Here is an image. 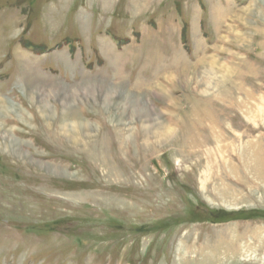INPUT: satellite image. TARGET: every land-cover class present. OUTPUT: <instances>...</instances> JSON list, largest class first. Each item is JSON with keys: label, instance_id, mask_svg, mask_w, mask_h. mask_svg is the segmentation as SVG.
<instances>
[{"label": "rangeland", "instance_id": "obj_1", "mask_svg": "<svg viewBox=\"0 0 264 264\" xmlns=\"http://www.w3.org/2000/svg\"><path fill=\"white\" fill-rule=\"evenodd\" d=\"M214 54L253 66L243 87L254 95L205 96L221 140L197 151L179 132L144 149L137 110L118 93L107 105L97 87L137 90ZM145 91L151 106L177 115ZM263 114L264 0H0V264H264V180L243 161L259 157L264 172ZM101 164L122 180L104 177Z\"/></svg>", "mask_w": 264, "mask_h": 264}, {"label": "bare ground", "instance_id": "obj_2", "mask_svg": "<svg viewBox=\"0 0 264 264\" xmlns=\"http://www.w3.org/2000/svg\"><path fill=\"white\" fill-rule=\"evenodd\" d=\"M236 31L235 30L232 31L233 33L238 35V36H236V41H242V40L244 41V38H243L244 36L239 34V32H236ZM233 55H234V53H233ZM179 56H181V55H179ZM24 58H26V57L23 54L22 55V61L24 60ZM235 60H236V58H234L232 56V60H230V61H232V64L230 63V61H229V63H230L229 64L227 62L228 60H224V62H221V60H219L215 56V54L211 55V56L202 55V56H198L195 59V61H193V62L190 60H184V62H182L181 65H179L173 69L170 68V69H165L164 71H161L160 76L157 77V78H159V80L156 78L154 82H152V80H151L149 83L137 82L136 85L133 83L132 85L136 86L137 90L131 89L130 86L129 87L125 86V84L123 85L122 82L121 83L118 82L117 85L114 84L115 86H112L113 84L111 85L109 83H106V84H103L104 85L103 87L100 84L101 82L100 83L98 82L99 86H97V87H99L101 89L105 88V95H106L105 100L107 102V105H109V106L112 105L113 96H114V94L118 93V94L123 95V102L121 105H123L126 110H129L130 107L137 110V114L140 116V117L139 116L138 117L140 119H142V123H143L141 136L143 135L142 136V140H143L142 146L144 149L148 150L149 148H152V146L154 145V141L155 142L157 141L160 143L172 142L176 138L177 133L179 132L181 134V139L179 142L181 144V146L186 150L190 149L193 151L195 149L197 151L196 148L200 149L201 146L208 144L209 141H211V140L215 141V142H218L221 140L219 125L217 124L216 120L214 119L213 109L210 108L211 103H212L210 100L211 98H205V96H207V95L209 96L213 91H215L218 93V95L220 94L219 96L224 97V99L229 98V100H231L232 103H234V102L236 103L237 98H236V95L234 94V92L237 93L236 90L243 92L244 95L248 98L251 97L252 95H254L249 90L246 91L244 89L245 87H243V84L246 83L245 81H249L252 78L251 74L254 75L255 69L253 68V66L250 63H248L244 60H243V62H240L242 64L235 62ZM199 68H203V69H199ZM242 69H245L247 72H244V70H242ZM117 75H119V79L124 78V77L128 78V76L126 74L124 75L121 72H120V74L117 73ZM117 75H114L113 78L114 79L118 78V77H116ZM205 76H206L207 80H205L206 79ZM140 77L142 80L144 79L141 75H140ZM31 78L32 77H30V79ZM31 80L35 81L36 79L32 78ZM178 81H180L182 84L178 85L176 83ZM86 82H87L88 87L92 88L94 86L93 90H97L96 85L92 84L93 83L92 81H91L92 83H90V84H88L89 80L85 81L84 83H86ZM192 82L199 83L201 85L205 84L204 87H202L201 91L196 89L198 87L195 86V89L197 90L196 92H198V94H201L200 96H202L203 99L200 96H199L200 98L196 97L195 91L190 89ZM227 82H229L230 85H232L231 91H229V90L227 91V89L225 87ZM238 83H240V85ZM178 86L179 87L182 86L184 88L185 94L183 93L182 97H177V95H175L173 90H172ZM143 88L146 89V91H145L146 93L153 92L152 96L155 94V96L158 97L162 101H163V99H168V101L170 103L176 104L177 105V108H176L177 115L172 116V115L168 114L169 111L164 107H163V109L160 110V109H156L157 105H155V104H154V106L156 108L151 106L148 103V100L146 99L144 94H142ZM192 89H194V86L192 87ZM67 94H69V93H67ZM214 95H216V94H214ZM187 97H188V100H187ZM221 99H223V98H221ZM247 99H245V100H247ZM185 100H187V102L189 103V106L187 109H182L184 107L183 103ZM179 101H182V102L179 103ZM249 101H251V100L249 99ZM238 102H240V101H238ZM65 104H67V106H66L67 109L65 110V113H67L65 115V121H67L68 120L67 118L69 116L68 112L70 111L71 106L68 103V101H66V100H65ZM179 104H181V105H179ZM44 105L46 106V103H44ZM224 105H226V104H224ZM148 106H150L151 108H149ZM152 110L156 111V113L158 114V117H156V118L153 117V113H151ZM123 114H125V113H123ZM163 114L164 115L167 114L168 116L166 115L167 116L166 118L161 119V115H163ZM123 119H124V117H121L118 121L123 123L124 122ZM153 120H154V122H153ZM81 123L83 124L82 133H84L86 136L92 134V132L90 131V128H89V124L84 122L83 120H81ZM62 129H64L65 132L67 134H69V138H71L72 141H75V142L80 141V139H78V133L75 131L73 124H71L69 122H65ZM206 130H208L209 137H210L207 139L204 138V135H206L205 134ZM128 131H129L128 132L129 135L127 136V138L130 136L132 137L135 133L133 131V129H131V128H129ZM123 142H124V140H123ZM103 143L104 142H101V144H103ZM215 144H217V143H215ZM182 152H183V150H182ZM240 157H241V155H240ZM243 161L244 162L247 161L248 165H247V163L244 164L245 167H248L251 170H253L257 178L264 180V172H262L257 167L258 163L263 162L259 157H255V158L250 157L249 159L246 157V158H243ZM101 165L106 169L104 174H103L104 177L115 176V179L117 181L122 180L121 179V176H122L121 172H118L116 170L115 173H112V169L115 167L106 166V164H101ZM209 166H210V163H209ZM133 167H135V166H132V168ZM229 171H230L229 173H236L237 169L234 165H231ZM120 183L122 184L124 182H120ZM117 184H119V183L117 182ZM125 185H127V184H125ZM127 186H129V185H127ZM104 188H107V186H105ZM100 189L102 191L104 190L102 187ZM102 191H100V192H102ZM255 231H257V230H254V232ZM240 236H242V235H240ZM236 239H239V238H236ZM233 242L236 243V241H234V240H233ZM232 245L234 247V243H232ZM223 246H224V244H223Z\"/></svg>", "mask_w": 264, "mask_h": 264}]
</instances>
